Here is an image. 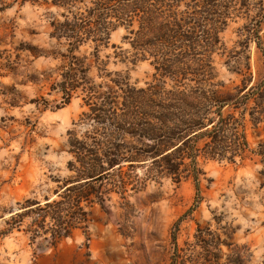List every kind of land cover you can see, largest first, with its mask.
<instances>
[{
	"label": "trees",
	"instance_id": "16d2710c",
	"mask_svg": "<svg viewBox=\"0 0 264 264\" xmlns=\"http://www.w3.org/2000/svg\"><path fill=\"white\" fill-rule=\"evenodd\" d=\"M27 4L56 9L45 53L59 62L56 75H46L49 93L61 97L56 108L78 98L80 121L108 127L100 137L97 127L67 130L72 174L55 179V198L27 199L29 209L6 219L4 234L38 213L31 225L56 244L103 200L94 183L125 161L150 160L153 176L176 184L191 173L198 181L200 158L259 162L264 174V0H0V12ZM239 21L229 45L224 33ZM251 42L263 58L257 76ZM140 63L151 69L143 81L131 75ZM127 135L147 143L127 156L128 145L114 143ZM233 238L199 225L190 253H176L171 264H247L252 254Z\"/></svg>",
	"mask_w": 264,
	"mask_h": 264
},
{
	"label": "rangeland",
	"instance_id": "374dc122",
	"mask_svg": "<svg viewBox=\"0 0 264 264\" xmlns=\"http://www.w3.org/2000/svg\"><path fill=\"white\" fill-rule=\"evenodd\" d=\"M55 13L30 4L0 12V264H171L176 253H190L198 226L209 224L222 237L234 231V244L252 254L247 264H264L263 165L251 161L200 158L198 181L191 173L179 184L153 176L150 160L125 161L94 183L103 200L56 244L31 225L38 213L24 215L19 229L3 233L6 219L29 209L23 207L27 199L55 198V179L72 174L67 130L97 127L94 136L100 137L108 127L80 121V99L56 108L61 97L49 93L46 75L55 76L59 63L45 56L53 48L48 34ZM242 23H232L224 33L229 45ZM122 34L115 31L112 42L119 44ZM250 55L257 76L263 58L254 42ZM150 72L140 63L131 75L143 81ZM248 137L253 145L258 141L251 131ZM123 142L130 156L147 140L129 135L114 140Z\"/></svg>",
	"mask_w": 264,
	"mask_h": 264
}]
</instances>
